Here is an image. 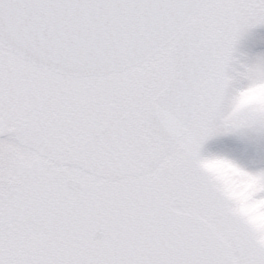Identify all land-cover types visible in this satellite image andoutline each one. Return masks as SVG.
Instances as JSON below:
<instances>
[{
	"label": "snow or ice",
	"instance_id": "6c2138e0",
	"mask_svg": "<svg viewBox=\"0 0 264 264\" xmlns=\"http://www.w3.org/2000/svg\"><path fill=\"white\" fill-rule=\"evenodd\" d=\"M264 0H0V264H264Z\"/></svg>",
	"mask_w": 264,
	"mask_h": 264
},
{
	"label": "rangeland",
	"instance_id": "374dc122",
	"mask_svg": "<svg viewBox=\"0 0 264 264\" xmlns=\"http://www.w3.org/2000/svg\"><path fill=\"white\" fill-rule=\"evenodd\" d=\"M241 51L249 56L264 54V28L256 29L244 38Z\"/></svg>",
	"mask_w": 264,
	"mask_h": 264
}]
</instances>
